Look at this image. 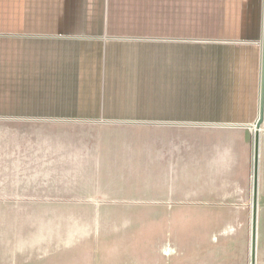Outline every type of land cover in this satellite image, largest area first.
Instances as JSON below:
<instances>
[{
  "label": "rangeland",
  "instance_id": "374dc122",
  "mask_svg": "<svg viewBox=\"0 0 264 264\" xmlns=\"http://www.w3.org/2000/svg\"><path fill=\"white\" fill-rule=\"evenodd\" d=\"M109 4L111 14L142 20L119 24L135 26L138 36L149 38L135 39L163 41L150 43L149 54L143 48L141 57L148 62L133 69L147 76L140 85L133 81L132 97L149 101L150 111H180L181 119L153 120L161 129L149 136L158 146L160 177L171 184L178 166L172 148L178 123L169 122H181L183 145L189 139L183 128L197 121H252L188 116L233 111L255 115L259 55L250 46H258L229 37L249 29L251 20H260L261 0L256 6L254 0ZM104 11L103 0H0V17L22 21L0 23V33L15 30L19 38L18 43L5 39L0 56V115L6 117L0 118V264H140L142 245L146 250L171 233L167 205L147 207L141 199L144 120L127 114L116 120L81 118L94 109L77 111L61 100L83 91L89 80L81 75L96 72V66H55L52 49L46 54L44 42L31 41L30 17ZM245 65L247 71L253 67L254 79L244 80L239 73ZM108 82L107 77V93ZM140 106L133 113L144 109Z\"/></svg>",
  "mask_w": 264,
  "mask_h": 264
},
{
  "label": "crops",
  "instance_id": "0c3cea01",
  "mask_svg": "<svg viewBox=\"0 0 264 264\" xmlns=\"http://www.w3.org/2000/svg\"><path fill=\"white\" fill-rule=\"evenodd\" d=\"M103 2V14H42L30 17L28 24L31 41L44 42L46 54L49 49L54 52V56L50 58L53 59V65L63 67L86 63L96 66V72H84L81 75L89 80L83 84L84 90H78L75 96L62 99L61 102L71 103L72 108L75 107L77 111L94 109L91 115L81 118L116 120L126 118L127 114L129 118L144 120L141 135L147 138L145 142L143 137L141 146V199L146 200L143 203L147 207L152 205L159 208L160 204H166L172 217L171 233H167L165 239H155L146 250L145 245H142L140 264H251L254 132L251 123L256 119L258 103L255 115L233 111L188 116L202 120L252 121H197L195 126L183 128L189 135L188 142L183 145L180 139L181 122H169L178 123L173 128L178 131V141L172 145L173 157L178 161V166L174 167L171 184L162 180L160 158L156 153L158 146L149 141V136L158 134L161 128L152 123L156 119L178 120L182 116L175 109L172 114L148 110L149 101L133 99L132 87L133 81L140 85L141 79L147 76V72H135L133 69L139 63L142 65L143 61L148 62L147 56L141 57L143 48L149 54L150 43L159 45L163 41L135 39L148 37L138 36L139 31L135 26L124 27L119 24L139 23L142 20L132 15L111 14L110 0ZM256 2L254 0L255 6ZM261 18L262 0L260 20H251L249 29L246 27L239 34L229 37L248 40L250 44L258 46H250V50L259 55L256 83L258 90ZM242 21L246 23L245 19ZM21 22L18 16L7 20L5 16L0 17V23L3 24ZM15 34V30L0 33V56L4 51L5 39L18 43L19 38ZM160 38H166L165 42L171 43L178 40L174 37ZM209 40L211 41L208 43L215 42L214 39ZM48 59L47 56L46 60ZM173 65L175 67V61ZM253 71L252 66L247 71L245 65L239 73L243 74L244 80H249L254 79ZM73 77H77V74ZM107 77L110 84L108 93L105 85ZM173 103L175 107V101ZM139 106L141 110L143 107L144 109L139 114L133 113L134 108L138 109ZM144 110L149 112H143ZM0 118L6 117L0 115ZM154 213L159 214L160 210L157 209ZM255 241L254 264H264V123L260 128Z\"/></svg>",
  "mask_w": 264,
  "mask_h": 264
},
{
  "label": "water",
  "instance_id": "95a60500",
  "mask_svg": "<svg viewBox=\"0 0 264 264\" xmlns=\"http://www.w3.org/2000/svg\"><path fill=\"white\" fill-rule=\"evenodd\" d=\"M261 55H260V81H259V109L258 116L253 122V165H252V222H251V251L250 263H255V239H256V205H257V183H258V156L260 142V128L264 123V0H263V23L261 34ZM252 127V126H251Z\"/></svg>",
  "mask_w": 264,
  "mask_h": 264
},
{
  "label": "bare ground",
  "instance_id": "6f19581e",
  "mask_svg": "<svg viewBox=\"0 0 264 264\" xmlns=\"http://www.w3.org/2000/svg\"><path fill=\"white\" fill-rule=\"evenodd\" d=\"M262 23H263V0H262V18H261V34H262ZM260 55H261V44H262V39L260 36ZM261 60V59H260ZM259 78H260V70H259ZM260 81V80H259ZM259 91V90H258ZM258 109H259V94H258ZM257 116H258V112H257ZM256 116V118H257ZM252 129H254V125L253 123H251Z\"/></svg>",
  "mask_w": 264,
  "mask_h": 264
}]
</instances>
